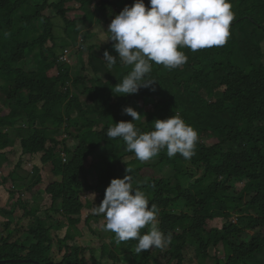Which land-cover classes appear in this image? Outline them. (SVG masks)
I'll return each mask as SVG.
<instances>
[{"label": "trees", "instance_id": "obj_1", "mask_svg": "<svg viewBox=\"0 0 264 264\" xmlns=\"http://www.w3.org/2000/svg\"><path fill=\"white\" fill-rule=\"evenodd\" d=\"M43 2L42 7L34 8L29 0H0V84L6 80L5 87H8H0V113L4 112L6 105L27 113L30 126L18 130L22 131L25 152L30 155L44 153L43 161L56 168L63 150L68 151L70 156L72 153L64 144L56 155L62 140L49 136L56 132L54 128L58 133L63 125L67 133L72 128L80 129V120L72 116L82 109L81 96L91 93L103 112L110 106L115 108L111 114L98 113L93 119H86V124L81 127L86 130L92 126L99 128L106 125L103 134L90 130L82 134L85 138L89 132V138L103 137L105 141L113 140L106 135L109 127L122 120H132L124 113V108L131 106L139 110V100L148 93L139 90L136 94L123 95L118 104L114 103L113 98L101 95V89L110 90L112 87L113 67L109 68L103 60L104 52L107 50L111 55L118 56L111 39L89 46V54L86 55L89 63L80 69L78 75H75L78 71L69 70L64 64L58 65V76L49 73L56 68L59 55L69 50L82 51L83 46H75L71 37L73 32L79 30L73 31V27H79V19L92 16L90 11H85L94 3L92 0ZM119 2L122 7L131 6L134 0ZM144 2L148 6L149 0ZM231 3L232 10L238 8V17L232 21L230 28L237 29L239 39L234 34L222 47L195 52L187 48L188 60L184 64L187 68L183 73H175L176 68L152 65V71L161 73L160 78L164 81L161 100H154L150 108L145 105L140 109L141 120L134 123L142 127V131L148 132L153 130L156 119H166L179 110L184 121L198 132L199 142L190 160L179 154L172 158L167 154L163 156L152 166L156 171L158 169L162 178L146 179L149 182L139 186L150 197V204L158 206L159 226L165 233L172 234L171 243L157 248L164 251L163 254L158 250L152 254L150 251L154 248L138 254L132 252L137 241H112L103 249L104 256L114 264L121 263V255H130L133 264H155L156 257L168 260L167 264H184L185 253L192 248L202 256L203 261L199 264H207L212 247L227 256L225 260L217 259L216 264H264V0H231ZM50 5L55 8L56 14L52 10L55 15L47 18L45 14ZM121 10L110 6L111 14L108 15L109 11L99 8L96 10L98 21L111 22ZM15 23L21 24V27L17 28ZM36 23L42 24L43 29L49 28L46 34L32 43L22 41L29 30L36 29ZM6 26L11 30H6ZM106 33L109 35L107 29ZM95 36L88 32L86 39H83L84 44ZM50 39L56 43L49 47ZM227 46L233 48L228 49ZM31 61L36 66H31ZM118 64L123 73L130 71V67L124 66L119 59ZM68 80L79 92L78 95L74 94L75 98L67 87ZM20 93L28 94L29 101H20ZM155 98L160 96L156 95ZM84 112L87 113L84 117H91L89 112ZM205 139L215 143L206 145L202 142ZM51 143L57 144L54 150ZM113 145L115 154L119 147H123L121 144ZM84 149L88 155L94 153L89 145L82 147L70 164L60 167L63 181L47 189L57 205L58 209L54 207L56 213L74 226L81 223L84 208L81 196L84 188L81 177ZM121 163L119 160L117 163L107 162L111 171L101 176L105 185H109L112 178H120L118 172L121 171L120 175L126 174L127 168ZM164 166H170L168 171L162 172L166 168ZM199 166L200 169H195ZM186 168L195 174L202 172L201 177L194 181V174ZM137 173L142 171L138 170ZM10 178L27 186L37 201L35 194H40L41 179L29 182L19 177L17 169ZM6 184L8 178L4 177L0 187ZM241 185L243 188H240ZM21 207L26 211L25 216L37 219L32 233L38 245L28 249L18 242L14 243L12 233L9 238L0 240V262L23 259L43 264H87L82 259L85 250L79 247L67 253L61 263H54L49 258L52 250L50 231L46 229V221L38 216L41 208L36 205L29 210V205L23 201ZM9 215L15 217L16 214ZM217 218L225 222L222 228L212 227V222ZM14 222L11 220L7 226H12ZM144 232L145 228L141 229V234ZM10 254L18 257H5ZM92 264L104 263L94 253Z\"/></svg>", "mask_w": 264, "mask_h": 264}, {"label": "rangeland", "instance_id": "obj_2", "mask_svg": "<svg viewBox=\"0 0 264 264\" xmlns=\"http://www.w3.org/2000/svg\"><path fill=\"white\" fill-rule=\"evenodd\" d=\"M119 0H112V4H109L107 1L103 0H95L92 6H89L85 12L90 11L92 14L91 17H85L82 19H79L81 22L79 24V27L72 26L73 31L79 29L77 32L72 33V39L75 41V46L82 47L81 52H72L69 50L67 53L68 55L72 53L71 56V65H66L67 69L78 71L77 74H79L80 69L87 65L89 63L87 61V54H89V46L94 45V43L104 41V39L107 38L108 34L106 33V29L108 28V25L110 24V20L108 22H102L98 21L97 17V11L99 8L103 9L104 11H109L108 15L111 14L110 12V6H115L117 9L124 8L125 5L122 7L121 4H118ZM39 4L43 3V0H38ZM120 3V2H119ZM235 18L238 17V8L233 9ZM47 14L52 16V13L50 11H47ZM107 14V13H106ZM96 17V19H95ZM36 26L41 28L42 31L46 32V29L42 28V24L36 23ZM71 27V28H72ZM90 32L92 34H96L94 38H92L89 41H86L85 44L83 42V39H86L87 33ZM235 34V38H240V34L238 33L237 29H231L230 28V35L227 40H231L232 37ZM35 34L32 33L31 37H33ZM41 34H37L35 38L39 37ZM85 35V36H84ZM247 35V34H245ZM49 43L51 46L54 44L51 40H49ZM93 47V46H92ZM228 47V46H227ZM233 46L228 47V49H232ZM187 48H183L182 50L187 55L186 51ZM190 56V54H189ZM118 57V56H117ZM214 57V56H213ZM220 60V55L217 56ZM70 57H67V60H69ZM62 58H60V62H57L56 68H52L53 71H49L53 76H58V65L61 64ZM31 66H36V64L31 61ZM235 64V63H234ZM90 65V64H89ZM113 70L112 73V79L110 80L111 88L110 90H104L101 89L100 93L102 96H105L106 98H113L114 103L118 104L120 99L123 97V95L115 94L113 92V88H115L116 84L122 80L124 75L127 73H123V70L121 69V66L117 63L112 66ZM187 66L182 65L175 69V73H183L185 72ZM161 73H157L156 71H152L148 76L145 78H152L157 80L153 83L152 86L149 88H140V90L144 91L145 93H148L146 97L141 98L140 101V109L144 108L145 105L147 108H150L153 106L154 100H161V89H162V82L163 79L160 78ZM2 77V76H0ZM6 80L2 81L3 86L5 87ZM69 85H72L73 82L71 80L68 81ZM8 88V87H5ZM101 86L98 84V89H100ZM154 89V90H153ZM72 91V97L75 95H78L79 92L75 87L71 89ZM156 95H159L160 98H155ZM75 98V97H74ZM81 103H82V109L75 111L73 114V118H78L80 120V129L79 130H73L70 133H67L66 126L63 125L59 132H54L52 135L49 136L51 138H56L57 140H62L61 145L56 150V155L59 154L61 151L63 145L65 144L67 146V149L72 153V156L75 154V152H78L82 149V147H85V145H89L91 149L94 151L93 154H91V158L88 160L85 170H86V184L93 182L94 177L96 174L100 176L103 174L108 168L109 165L107 162L112 161L113 163H117L118 160L121 161V165L124 168H130L131 174L133 175L134 179L139 182V186L147 184L149 181L146 179H161L162 174H158L157 171L152 168L154 164L159 162L162 157H166V150H162L159 155L156 157H153L149 161L141 162L135 158L134 153L126 151V146L122 140L113 139V140H103V137H88L89 132H95L96 134H103L106 130L107 126L102 125L101 127H91V129H81V127L86 124V119L94 118L95 114L98 113H105L111 114L113 113L115 108H112L111 106L105 109V112L101 111V109L98 108L97 103L93 99L91 93L85 94L81 96ZM135 110H137L139 113L140 109L138 110L136 107H133ZM89 112L91 117H84V115ZM178 113L181 115V111L178 110ZM142 115V113H141ZM182 116V115H181ZM142 117V116H141ZM147 121V120H146ZM144 121L143 124L146 122ZM30 126V120L27 115V113L22 112L19 108H14L9 110H4V112L0 113V184L3 183V178H8V184L5 186L0 187V240L2 238H9V236L13 233L12 242L16 243L18 242L21 246H26L28 248H31L32 244H36V240L34 239L32 229L36 226L38 222L35 217L31 216H25L26 211L21 207L22 201L27 203L29 205V210H31L34 206H38L41 208V212L38 214L39 217L44 219L46 221V229L50 231L49 239L50 244L52 246V250L50 252L51 258H54L55 261H60L64 254L66 253V249L62 252V254H59L60 249L63 240L67 239L68 246L71 248L74 247H81L85 250V255L88 261L92 259V255H96V258L99 261H102L104 264H114V262L109 259L108 257L104 256V247L109 245L112 241H117L115 234L110 231L104 230V224L106 223L103 215H96L94 214V209L96 206H99L101 201L104 197H98L91 193L90 195L95 196L94 198H87L84 196V203H85V209L82 211V216L80 217L81 223L77 226L71 225L70 223H67V219L57 216L56 210H54L52 205V199L48 196L47 189L50 185L56 184L57 182L61 181L63 172L61 171L60 167L65 166V163L61 160L59 163V166L56 168H53L52 164L49 166L43 161L44 153L37 155H26L24 154V139L21 136V132H18V130H21L22 128H27ZM109 127V126H108ZM142 128V127H141ZM87 130H90L86 137L83 138V135ZM151 131V130H149ZM65 138V139H63ZM65 140V141H63ZM7 142V143H6ZM65 142V143H64ZM206 145H212L215 142L212 140H202ZM99 144V145H97ZM113 144H121L123 147H119L117 150V154L113 151ZM56 143H51L50 146H52V149L54 150V147L56 146ZM97 145V146H96ZM64 151V150H63ZM85 151V149L83 150ZM46 153V152H45ZM69 154V153H68ZM70 156V155H69ZM70 156V157H72ZM57 166L56 164H54ZM130 166V167H129ZM166 168L162 169L163 171H168V167L170 166H164ZM201 167H195V169H200ZM17 169V173L19 174L20 178L28 179L29 182L40 180V194H35L37 196V201L33 193L27 190V186L20 184V182L14 181L13 178H10V175H12L15 170ZM188 169V168H186ZM142 171L140 174H136V171ZM189 172L194 174L193 180L195 181L199 177H201L202 172H199V174H195L192 170L188 169ZM134 171V172H133ZM110 172V171H109ZM121 172V171H120ZM120 172H118V175L120 178L124 177V174L120 175ZM84 171L82 173L84 178ZM161 176V178H160ZM36 177V178H35ZM101 182L103 183L102 178H100ZM146 181V182H145ZM240 188H243V185L240 186ZM104 191V189H103ZM52 197V196H51ZM50 211V213H48ZM9 213H15V217H11ZM56 213V214H55ZM52 216V218H51ZM49 217V218H48ZM11 220H14V224L12 226H7V223ZM225 222L221 220L220 218H217L212 222V227H223ZM56 226V227H54ZM147 229L145 228V232ZM258 233V231H257ZM260 235V233H259ZM72 238V239H71ZM75 238V239H74ZM1 244V242H0ZM136 247V246H135ZM135 247L132 249V252H135ZM224 249V248H223ZM222 249V250H223ZM158 250L157 248H154V250H151L150 252L153 254ZM146 251L141 252L142 254ZM160 253H164V251L158 250ZM157 252V253H158ZM49 255V256H50ZM6 258H17L18 256L14 254L5 255ZM185 262L184 264H199L201 263L202 256H200L195 248H192L185 253ZM226 254L224 252H221L217 250V248L212 247L210 249V259L207 260V264H216L218 263L217 259H226ZM157 261L155 264H167L168 260L164 259L163 257H156ZM121 263L119 264H133L132 260L130 258V255L127 256H120ZM154 264V263H153Z\"/></svg>", "mask_w": 264, "mask_h": 264}, {"label": "clouds", "instance_id": "obj_3", "mask_svg": "<svg viewBox=\"0 0 264 264\" xmlns=\"http://www.w3.org/2000/svg\"><path fill=\"white\" fill-rule=\"evenodd\" d=\"M235 15L231 0H134L125 6L108 25L109 35L104 41H114L118 53L107 50L103 60L109 68L117 63L130 67L113 92L119 95L136 94L149 88L157 80L145 77L153 70V63L175 69L184 65L188 56L182 50L222 47L230 35ZM154 90V89H153ZM130 121H120L107 129L109 139H121L126 151L146 162L166 150L169 158L177 154L186 160L195 155L198 132L187 124L179 113L166 119H156L154 128L144 132L136 125L141 113L133 107L124 108ZM145 119V118H144ZM94 214L103 215L104 230L115 234L117 242L137 241L135 252L164 248L172 241V234L159 226V208L150 204V197L140 190L139 182L126 169L123 178H112ZM147 231L141 234V229Z\"/></svg>", "mask_w": 264, "mask_h": 264}, {"label": "bare ground", "instance_id": "obj_4", "mask_svg": "<svg viewBox=\"0 0 264 264\" xmlns=\"http://www.w3.org/2000/svg\"><path fill=\"white\" fill-rule=\"evenodd\" d=\"M93 2L95 1V0H92ZM103 1H107L108 2V0H103ZM29 2L33 5V7L34 8H39V7H42L43 6V4H44V2L42 3V4H39L38 3V0H29ZM108 3H112V0L110 1V2H108ZM55 12V8L53 7V8H51V5H50V9L49 10H47V11H50L51 13H52V16H54L55 14H56V12H55V14L53 13V11ZM52 16H50V15H48L47 14V12H46V14H45V17H47V18H51ZM13 20H16V19H13ZM44 21V20H43ZM15 25H16V27L18 28V27H21V24L20 25H17L16 23H15ZM35 26H36V24H35ZM49 28H47L46 29V31L48 30ZM6 30H11L10 29V27H8V26H6ZM32 33H34L35 35L33 36V37H31V34ZM37 34H46V32H44V31H42V29L41 28H39V27H37L36 26V29H31V30H29V32H27L26 34H25V36L24 37H22V41H27V42H30V43H32L35 39H39L40 38V36L39 37H37V38H35V36L37 35ZM42 35V36H43ZM51 40V39H50ZM53 42H55L56 43V41L54 40ZM52 42V43H53ZM55 43H53V44H55ZM51 46V44L49 45V47ZM69 52V51H68ZM68 52H66V54H63V55H59L58 56V62H60V58H62V60H61V64H64L65 66L66 65H71V56H72V53L71 54H67ZM67 57H70L69 58V60H67ZM84 67V66H83ZM50 69V68H49ZM58 69H59V67H58ZM51 71H53V69H51ZM69 81V80H68ZM0 87H3V84H2V82H1V84H0ZM67 87L69 88V89H73L74 88V85L72 84V85H69L68 84V82H67ZM24 99V100H23ZM20 101H24V102H27V101H29L28 100V94H22V93H20ZM8 108H10L9 106H7L6 105V110H9ZM16 108V107H15ZM11 109H14V108H10V110ZM9 110V111H10ZM109 114V113H108ZM23 138V137H22ZM24 139V138H23ZM24 145V144H23ZM24 150V154L26 155V152H25V149H23ZM77 153L78 152H75V154L72 156V157H70L69 156V154H68V151H62L61 152V154H60V156H59V158L65 163V165H68V164H70L72 161H73V159L75 158V156H77ZM85 153V156H84V159H83V170H82V173H83V171L85 172L84 173V178H83V175H82V173H81V177H82V180H83V183H84V188H83V190H81V196H82V200H84V196H86L88 199L91 197V198H94L95 196H98V197H104V195H105V190H106V188H107V186L108 185H105L104 183H102L101 182V180H100V178H101V176L103 175V174H105V173H107V172H109V171H111V169L110 168H108L103 174H101L100 176H98L97 174H96V176L94 177V179H93V182L92 183H89L88 185L86 184V179H85V176H86V170H85V166H86V164H87V162H88V160L91 158V155H88L87 153H86V151L84 152ZM28 155H30V154H28ZM58 158V159H59ZM62 178H63V175H62ZM63 181V179L61 180V181H59V182H57V184L58 183H61ZM103 189H104V191H103ZM48 193V192H47ZM89 193H91V194H93V195H95V196H93V195H90ZM48 196L52 199V205H53V208L54 207H56L57 208V205H56V203L54 204V202H53V198L51 197L52 195H50V194H48ZM62 202V201H61ZM83 204H84V208H83V210L85 209V203H84V201H83ZM58 209V208H57ZM48 213H50V211L48 212ZM56 214V213H55ZM57 216H61V215H59V214H56ZM61 217H63V216H61ZM51 218H52V216H51ZM68 223V222H67ZM258 234H259V231H258ZM253 235V234H252ZM75 239V238H74ZM49 242H50V239H49ZM37 245H38V243H37ZM33 246H36V244H32V246H31V248L33 247ZM24 247H26V246H24ZM62 247H64L65 249H66V253L64 254V256L62 257V259L60 260V261H55V259L54 258H51V255L49 256V258L50 259H52V261L54 262V263H61V261L64 259V257L65 256H67L69 253H71V251L75 248H71V247H69L68 246V241H67V239H65V240H63V242H62V244H61V246L59 247V249H60V252H59V254H62V252L64 251V249H62ZM79 248H81V247H79ZM28 249H30V248H28ZM83 249V248H82ZM68 253V254H67ZM92 258H93V255H92ZM82 259H85L86 260V263L87 264H92V259L90 260V261H88L87 260V258H86V255H85V252H84V254L82 255ZM14 262H20V263H17V264H30V263H35V264H43V263H41V262H39V261H36V262H34V261H32V260H23V259H19V260H6L5 262H0V264H2V263H5V264H14ZM102 262V261H101ZM103 263V262H102Z\"/></svg>", "mask_w": 264, "mask_h": 264}, {"label": "water", "instance_id": "obj_5", "mask_svg": "<svg viewBox=\"0 0 264 264\" xmlns=\"http://www.w3.org/2000/svg\"><path fill=\"white\" fill-rule=\"evenodd\" d=\"M17 263H20V262H14V264H17ZM2 264H5V263H2Z\"/></svg>", "mask_w": 264, "mask_h": 264}]
</instances>
